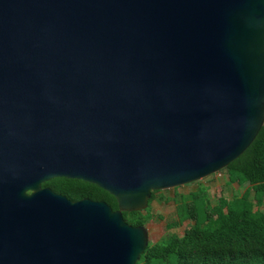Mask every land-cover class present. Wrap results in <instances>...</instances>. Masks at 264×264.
Wrapping results in <instances>:
<instances>
[{
	"label": "water",
	"instance_id": "water-1",
	"mask_svg": "<svg viewBox=\"0 0 264 264\" xmlns=\"http://www.w3.org/2000/svg\"><path fill=\"white\" fill-rule=\"evenodd\" d=\"M263 127L264 0H0V264H137L148 230L123 213Z\"/></svg>",
	"mask_w": 264,
	"mask_h": 264
},
{
	"label": "trees",
	"instance_id": "trees-1",
	"mask_svg": "<svg viewBox=\"0 0 264 264\" xmlns=\"http://www.w3.org/2000/svg\"><path fill=\"white\" fill-rule=\"evenodd\" d=\"M226 171L230 182L249 184L251 188L232 200L221 195L215 206L209 204L205 189L192 193V202L178 206V221L167 224V228L173 229L187 220L195 223L182 236L172 233L149 243L137 264H264V127ZM42 186L72 201L89 198L118 209L112 195L81 180L55 178ZM156 193L153 192L149 205ZM123 217L132 226H145L152 219L143 212H124Z\"/></svg>",
	"mask_w": 264,
	"mask_h": 264
},
{
	"label": "rangeland",
	"instance_id": "rangeland-1",
	"mask_svg": "<svg viewBox=\"0 0 264 264\" xmlns=\"http://www.w3.org/2000/svg\"><path fill=\"white\" fill-rule=\"evenodd\" d=\"M250 188L249 184L240 186L238 183L230 182L229 174L224 169L195 183L159 191L148 209L143 212L152 216V219L145 225L148 230L149 243H156L161 238L168 237L172 233L182 236L184 231L195 223L192 220H187L178 227L170 230L167 228V224L178 221V206L186 202H192L193 198L190 196L192 193L205 189L209 204L215 206L218 203L219 196L222 195L226 199L232 200L234 197L242 196ZM253 196L254 193L252 191L251 197ZM202 197H205V195H202ZM261 210L264 211V205ZM200 220L202 221L203 219L200 218Z\"/></svg>",
	"mask_w": 264,
	"mask_h": 264
}]
</instances>
